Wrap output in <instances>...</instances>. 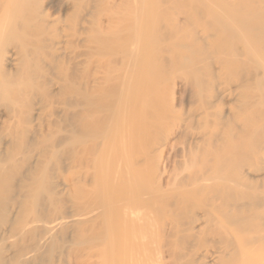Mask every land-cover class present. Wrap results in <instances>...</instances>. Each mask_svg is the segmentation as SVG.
Segmentation results:
<instances>
[{"label": "bare ground", "instance_id": "bare-ground-1", "mask_svg": "<svg viewBox=\"0 0 264 264\" xmlns=\"http://www.w3.org/2000/svg\"><path fill=\"white\" fill-rule=\"evenodd\" d=\"M0 264H264V0H0Z\"/></svg>", "mask_w": 264, "mask_h": 264}, {"label": "rangeland", "instance_id": "rangeland-1", "mask_svg": "<svg viewBox=\"0 0 264 264\" xmlns=\"http://www.w3.org/2000/svg\"><path fill=\"white\" fill-rule=\"evenodd\" d=\"M183 96H184V94H183V88H182V85L179 83L175 87V97H176V99L179 100V103H181ZM179 106H180V104H179Z\"/></svg>", "mask_w": 264, "mask_h": 264}]
</instances>
